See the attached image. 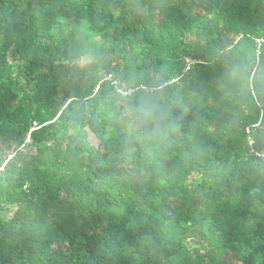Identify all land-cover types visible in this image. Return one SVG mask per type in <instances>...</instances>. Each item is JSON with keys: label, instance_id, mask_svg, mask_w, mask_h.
<instances>
[{"label": "trees", "instance_id": "1", "mask_svg": "<svg viewBox=\"0 0 264 264\" xmlns=\"http://www.w3.org/2000/svg\"><path fill=\"white\" fill-rule=\"evenodd\" d=\"M260 153L264 0H0V264H264Z\"/></svg>", "mask_w": 264, "mask_h": 264}, {"label": "rangeland", "instance_id": "2", "mask_svg": "<svg viewBox=\"0 0 264 264\" xmlns=\"http://www.w3.org/2000/svg\"><path fill=\"white\" fill-rule=\"evenodd\" d=\"M87 60H90V59H87ZM89 136H90L91 143L94 146H97L98 145V140L96 139V137L92 133H89ZM260 155H264V153H260ZM9 159H11V157H9Z\"/></svg>", "mask_w": 264, "mask_h": 264}, {"label": "built area", "instance_id": "3", "mask_svg": "<svg viewBox=\"0 0 264 264\" xmlns=\"http://www.w3.org/2000/svg\"><path fill=\"white\" fill-rule=\"evenodd\" d=\"M262 158H264V155H260Z\"/></svg>", "mask_w": 264, "mask_h": 264}]
</instances>
